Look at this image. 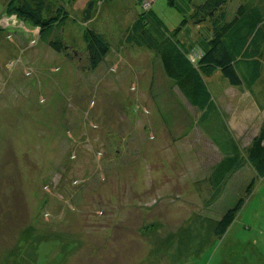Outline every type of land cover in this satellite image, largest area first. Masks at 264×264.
I'll return each mask as SVG.
<instances>
[{
	"label": "rangeland",
	"instance_id": "374dc122",
	"mask_svg": "<svg viewBox=\"0 0 264 264\" xmlns=\"http://www.w3.org/2000/svg\"><path fill=\"white\" fill-rule=\"evenodd\" d=\"M9 1L0 0V264H264V176L244 170L235 178L241 190L207 207L196 184L219 152L196 132L177 144L148 94L162 69L138 34L150 32L145 13L156 11L155 22L173 31L206 0H45L54 11L47 16L58 17L51 39L66 53L40 37V26L9 14ZM259 2L264 10V0H229L228 19ZM88 30L110 46L96 69ZM204 79L246 159L264 109L219 68ZM257 91L264 104V85ZM180 99L198 121L199 110ZM174 111L180 128L197 124L181 106Z\"/></svg>",
	"mask_w": 264,
	"mask_h": 264
},
{
	"label": "trees",
	"instance_id": "16d2710c",
	"mask_svg": "<svg viewBox=\"0 0 264 264\" xmlns=\"http://www.w3.org/2000/svg\"><path fill=\"white\" fill-rule=\"evenodd\" d=\"M228 1L206 0L201 4H196L193 11L183 18L173 31L162 22L156 23L155 20L159 19L158 14L151 10L144 16L150 19V32L145 31L143 26L142 32L138 33L143 45L157 52L161 60L160 67L163 74L159 72V75L156 74L153 77V92L151 93L159 106V111L163 114L165 123L171 125L180 121L177 112L174 111L176 106H181L182 111L187 116H191L185 106L182 105L181 99L174 100L168 96L169 88L174 89L176 87L192 106L202 111L210 109L208 113L198 119L197 124L191 116V124H201L200 126L208 129L216 141L221 135L220 132L219 136L216 133L219 131L218 128L222 122L216 107L212 103V94L204 80L207 68L211 66L219 68L233 86L246 84L251 88L260 77L264 61V10L261 3L253 6L239 5L235 17L229 20L225 11ZM173 4L171 2V5ZM6 10L9 14L16 13L33 26H40V37L55 50L66 53L68 47L65 44L51 39L52 28L58 17L53 18V14L50 17L47 16L54 11L45 0H10ZM66 15L67 13H65ZM65 16L63 15V17ZM207 21L210 26L199 32L200 39L204 41L195 43L193 39L198 33L196 31L203 29V27L198 29L197 26ZM190 22L195 24L196 31L188 27ZM138 24L143 25L142 18ZM0 26H3L2 23ZM209 31L211 34L207 36ZM182 33L183 38H180ZM87 38L89 67L96 69L108 54L110 46L105 39L92 30H88ZM138 40L140 38L137 39V42H139ZM192 57L195 58V61ZM159 80H165L162 85L163 88L160 87V90H163V94L160 96L159 91L156 92V86H154ZM213 112H216L218 116L217 125H209ZM193 120L194 122H192ZM210 127L217 130L214 132ZM235 152V156H227L214 169L212 179L209 181L211 187L214 188V195L210 197L211 203L220 197L221 187L228 181L226 179L229 175L244 166L241 162L242 158L244 161V156H241L239 150ZM246 159L252 163L260 176H264V132L254 138L253 145L248 149ZM243 201L244 199H239L232 208L223 214L215 231L217 236L222 237L226 233L234 222L238 211L242 208Z\"/></svg>",
	"mask_w": 264,
	"mask_h": 264
},
{
	"label": "crops",
	"instance_id": "0c3cea01",
	"mask_svg": "<svg viewBox=\"0 0 264 264\" xmlns=\"http://www.w3.org/2000/svg\"><path fill=\"white\" fill-rule=\"evenodd\" d=\"M2 18H4V17H2ZM202 27H203V24H200V25L197 26L198 29H201ZM207 34H208L207 36H209L211 34V32L209 31V33H207ZM200 38L201 37H199V31H198V33L195 36V38L193 39V41H195V43H202L204 40L202 41V39H200ZM262 67L263 68H262V72L260 74V77L258 78L257 83L253 87L249 88L246 84H242V85H239V86H234V87H240V88H237V89H240V90H237L236 88H232V87L231 88L237 90L239 93L242 92L244 94L246 92L245 89H247V91L250 93V95L253 98V102L257 103V105L260 108L264 109V104H261L258 101L259 91H257V87H258L259 84L264 85V61H263V66ZM205 79H206V77H205ZM152 81L153 80L150 81V87L148 88L149 89L148 90V94H151V97L154 99V97L152 96V93H151V92H153V90H152L153 89ZM164 81L165 80H163V81L159 80L157 83L154 84V86H156L155 87L156 88V92L159 91V96L163 94V92H162L163 90L162 89L160 90V87H162ZM206 84H207V82H206ZM207 86H208V84H207ZM208 89H210L209 86H208ZM180 93H181V91L178 88H176V87L174 89L173 88H169L168 96H170L174 100H180ZM212 98H213V95H212ZM236 101H237V99L234 98L233 103H236ZM212 103H213L214 107H216V109H217L216 111L218 112V114H219V116L221 118V122H222V124L218 128L219 129L218 132L221 133L220 138H219L218 141H216L211 136V134L209 133L208 129H206L205 127L200 126V125H191L190 128H188L187 130L186 129L184 130L183 128H180L181 127L180 124H179L180 121L176 122V123H172L171 125H167L166 124L167 131H169L171 136L174 138L173 140L177 144L182 139L189 138L192 133L196 132V133H199V135H203V137H205L211 143V146L215 147L217 149V151L219 152L220 157L218 158V160L210 167V169L208 170V172L206 173V175L202 179L197 180V181H199L196 184L197 190L199 191L200 194H204L205 197H211V196L214 195V188L211 187L212 185H210L209 181L212 179L215 167L221 161H223L227 156H231V157L235 156V154H236L235 151L239 150L241 152L240 153L241 156L244 155V150L240 146V144L238 143V141L236 139V136L233 134V132H232V130H231L229 124H228V121H227V119L225 117V114L222 111L221 106L216 103L215 97L213 98ZM155 106H156V109L154 111L160 110L158 105L155 104ZM185 108H186V110H188V108L186 106H185ZM209 110L210 109H206L205 111L199 110V113H200L201 116L199 115L198 119H200L202 116H204L206 113H208ZM195 118H197V117H195ZM240 124H241V122H240ZM235 127H236V129L242 130V126L241 125L235 124ZM256 132L257 133H256L255 137H257L260 133H262V131H260V130L256 131ZM241 162H242V164L244 166L241 169H238L236 172H234L231 175H229L228 179H226V181L227 180L228 181L226 183H224V185H222V187H221L222 191L220 193V196H224L228 191H231L232 192L231 194H234V192L236 190H241L240 188H238L237 181H235V178H236L237 175L240 176L243 173L244 170L246 171L247 169H249L248 172H251L252 174H255V175H259L257 170H256V168H254V166L252 165V163L250 161H248L247 159H244V161H243V158H242ZM233 181H235V182L233 183ZM203 182H206V183H203ZM205 205L207 207H210L212 204H211L210 200H208V201L205 202Z\"/></svg>",
	"mask_w": 264,
	"mask_h": 264
},
{
	"label": "water",
	"instance_id": "95a60500",
	"mask_svg": "<svg viewBox=\"0 0 264 264\" xmlns=\"http://www.w3.org/2000/svg\"><path fill=\"white\" fill-rule=\"evenodd\" d=\"M93 7V1H91L89 4H88V8L86 9V17L87 18H90L91 16V9Z\"/></svg>",
	"mask_w": 264,
	"mask_h": 264
}]
</instances>
